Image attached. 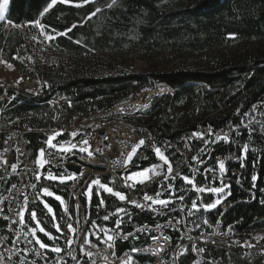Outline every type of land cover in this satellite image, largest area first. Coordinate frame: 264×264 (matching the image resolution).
<instances>
[{
    "label": "trees",
    "instance_id": "1",
    "mask_svg": "<svg viewBox=\"0 0 264 264\" xmlns=\"http://www.w3.org/2000/svg\"><path fill=\"white\" fill-rule=\"evenodd\" d=\"M50 2L9 0L6 21L0 23L3 59L22 75L28 74L29 62L41 84L40 93L33 94L4 87L0 81L2 127L23 130L20 135L34 156L44 148L50 131H61L64 120L96 114L128 101L142 89L164 85L166 92L120 116L146 130L176 170L174 179L156 176L142 185L145 191L159 192L163 200L174 193L173 198L184 197L192 208L196 191L183 177L194 178L199 187H219L209 170L218 172V161L223 160L224 176L231 180L225 203L229 208L224 213L220 207L211 211L202 206L192 209L190 219L196 232L208 230L205 220L215 223L219 218L225 227L234 225L239 235L264 230V0H116L111 8L107 5L112 0H69L58 1L41 15ZM97 8L101 11L92 15ZM35 20L54 37L49 43L55 57L48 59L47 53L42 52L44 65L33 61L32 43L16 27L24 25L26 32L37 36L40 29L29 24ZM135 54L145 59L144 73L136 71L125 59ZM209 131L214 135H208ZM193 133L205 135L201 139ZM5 135L0 131V149ZM217 135L227 139L217 140ZM65 137L64 133L57 140ZM245 145L246 153L242 151ZM136 154L130 170L159 163L155 149L149 145L139 147ZM232 154L241 159L236 163L225 161ZM253 176L257 177L255 181ZM14 182L15 178L5 177L0 169V201ZM200 194L202 204L214 200L213 193ZM64 195L70 204L71 199ZM101 198L103 205L97 195L92 196L87 234H99V228L104 227L115 229L117 217L111 214L118 207L128 213L120 214L123 223L119 231L126 234L144 224L156 229L164 219L153 218L147 211L128 206L111 194L104 193ZM43 207L37 206L34 211L53 232L54 221ZM59 208L61 213L60 205ZM105 215H109V220L103 219ZM93 221L99 227L93 226ZM171 236L164 264H175L172 255L179 236ZM89 239L95 247H107L95 235ZM148 243L149 235L136 240H121L116 235L113 249L108 250L120 256L133 248L141 251L142 245ZM185 248L182 255L177 253L178 264H192L193 254L188 246ZM78 252H82L81 248ZM134 254L140 264H158L152 256ZM204 254L220 260V264H246L237 249L208 245ZM82 258L84 264H91L87 257ZM253 264L261 262L256 258Z\"/></svg>",
    "mask_w": 264,
    "mask_h": 264
},
{
    "label": "built area",
    "instance_id": "2",
    "mask_svg": "<svg viewBox=\"0 0 264 264\" xmlns=\"http://www.w3.org/2000/svg\"><path fill=\"white\" fill-rule=\"evenodd\" d=\"M26 78L29 79V76ZM133 100L135 105H132L131 108L122 109L121 115L136 111L140 104H146L150 99L141 103ZM124 103L127 101L111 105L103 111L87 117L77 118L73 121L64 120L61 124V132L66 134L64 139H66L67 144L76 142L80 146L89 148L92 154L89 155L88 152L75 149H71L69 152H60L48 148L45 142V159L49 163L44 169H40L35 163L38 151L34 156H31L20 133L6 132L0 149V157L7 160L8 164L0 165V169L5 177L15 178V182L3 193V201H0V253H3L5 259L13 264H69V260H78V255L83 252H76V243H83L85 235L77 234V227H85V234H87L86 228L90 218V208H93L92 196L97 195L100 200L101 195L105 193L99 185L92 183L99 179L101 184H108L121 190L127 197V200L124 201L126 205L135 207L140 211H147L153 218L166 217L159 221V229H149L148 224H144L131 231V235L122 231H119L117 235L121 240L127 238L136 240L141 235H149V243L142 245V250L150 251L151 256L158 259V264H164L163 258L171 246L173 233H177L180 237L179 246L172 255L175 264H178L177 253H180V250L187 246L193 254L192 264H220V260L209 259L205 256L204 251H198V249L204 250V247L208 245L227 250L237 249L246 264H253L257 258V253L251 254L249 248L234 244L230 238L231 235H239V232L234 229V225L225 227L219 218L215 223L208 222V230L196 232L195 225L190 219L191 214H189L192 213V208L185 202L184 197L183 199L169 197L165 199L169 201L166 206L153 204L151 201H144L143 199L145 194L156 197L154 194L147 193L145 186H126L128 184L127 172L130 168L126 163L127 154L132 147L140 140L145 141L140 147L149 145L153 150L156 146L154 142H148L146 130L136 128L128 121L111 116V113L117 109L124 108L126 106ZM106 115H108L107 118H103L101 121L96 120L94 121L95 125L92 124L93 118ZM73 132L78 134L73 137L71 136ZM84 140L88 141L87 145L82 143ZM218 160L217 157L216 161ZM13 163L18 165L15 172L11 169ZM67 164L80 166V173L67 170ZM48 172L59 176L72 174L74 179L66 183H57L46 178L45 174ZM172 172L174 173V170ZM37 175L40 176V179L36 178ZM91 185L93 186V193L89 195L88 188ZM44 188L66 194L71 199L70 204L66 203L65 208H61L60 231H57L55 224L52 223L54 231L48 232L54 239H49L48 236L37 231V236L49 245L48 248H40L29 232L30 228L36 226L35 221L31 219V211L35 210L34 208L37 206L42 205L43 207L44 199H46L43 192ZM25 197H27V210L24 214L25 222L21 224L17 213L25 205ZM133 200L143 204L144 207H136L130 203ZM220 208L224 213L229 206L222 204ZM69 224L76 229L75 233L69 230ZM25 233L28 234L25 235ZM154 237L157 239H153ZM165 237L168 239L165 240ZM69 239L73 241L71 245L68 243ZM30 240L32 243L28 242ZM193 246L197 251L193 250ZM55 247H59L62 251L58 253L52 251L51 249ZM84 249L95 252L97 256L104 255L98 261L100 264L106 262L105 257H107L109 264H119V258L124 257L125 254L131 256L134 254L132 251H126L120 256L115 254L113 257L105 246L84 245ZM9 256L11 259H8Z\"/></svg>",
    "mask_w": 264,
    "mask_h": 264
},
{
    "label": "rangeland",
    "instance_id": "3",
    "mask_svg": "<svg viewBox=\"0 0 264 264\" xmlns=\"http://www.w3.org/2000/svg\"><path fill=\"white\" fill-rule=\"evenodd\" d=\"M8 3H9V0H8ZM8 3H7V5L5 6V9H4V19L0 20V23L6 21ZM19 28L23 32L26 33V35L29 37L30 42L32 43V47L34 49V54H35L34 55L35 58H33V61H38V63L40 65H44L43 63H45V62H43V59H42V52H44V54L47 53L45 55H46V57H48V59H51V58L55 57L54 50L50 47V43H49L50 40L46 39L45 35H41L42 31L45 32L43 29H40L39 35L33 36V35L29 34L28 32H26L24 30V27H19ZM33 37H35L36 39L34 40ZM125 59L127 60V63L131 64L132 67L136 71H138L140 73H144V69H145V64L146 63H145V59L141 55L135 54V56H129V57H126ZM26 67H27V71H28L27 73L28 74L22 75L15 66H13L12 64H10L6 60H4L3 57L0 54V81L2 82L4 87H17L19 89L29 91V92H31L33 94L40 93L41 84H40L39 80H37L34 77V71H33L32 67L30 66L29 62L26 63ZM27 75H29V79L26 78ZM164 92H166V88H165L164 85H161V84H155L152 87L142 89L135 96H133L129 101H127V103H124V104H126V106L124 108L117 109L116 111L111 113L112 114L111 116H113L114 118H119V120H120V118H121L120 117L121 116V112L120 111H122V109H126L128 107L131 108L132 105H135L132 102L133 99H134L133 100L134 102L139 101L138 103H141V102H143L146 99L149 100L153 96L162 94ZM5 96H4V99H6ZM113 105H115V104H113ZM143 105L144 104H140V106H143ZM107 117H108V115H106V116H98L97 118H93L92 119V121H93L92 124L95 125L94 121H96V120L97 121H101L103 118H107ZM0 131H4V132L13 131V132H18V133L23 132V130L22 131H20V130L18 131L17 129L13 128L12 126L2 127L1 121H0ZM56 132H61V131L52 130V131H50V135L49 136L53 135ZM62 134H64V133L62 132ZM57 138H58V136H56L55 140L57 142H59V143L64 144L65 147H70L71 144H76L77 145L76 148H72V149H75V150H79L81 147H84V146L78 145L76 142H71L70 144H67L66 139H62V140L58 141ZM55 140L53 141V143H57ZM56 150H58V149H56ZM160 150L164 153V151L162 149H160ZM38 155H39V151H38ZM38 155H37V158H38ZM136 155L137 154H135L133 156L132 161L134 160ZM158 159H159V157H158ZM240 159L241 158H239L235 154H232V155L226 156L225 161H230V162L236 163ZM132 161L127 163V165L130 166V168H129L128 172H127V176H129L133 172H141V171H143L145 169H151L153 166H158L156 171L159 173V174L149 173V175L151 176L150 179L145 180L144 183H135L134 186H138V185L142 186V185L146 184L147 182H149L152 178H154L156 176H160L161 177L163 175H167V171H166L167 166L164 165L163 162L160 159H159V163L156 164V165H152L150 167H145V168H139V169L130 170L131 166H132ZM225 169H226V166H225ZM209 173L211 175H216L217 180L219 182V187H221L222 185H224L225 187H224V191L222 193H219V194H214L213 193L214 200L212 202H214L216 199H220L221 202L215 208L209 209V210H206V211L215 210V209L219 208L222 204L226 203V199H227L228 194H229V184L228 183L231 181L226 176H224L225 171L223 173H221L220 170L218 169V172H216V173H214L213 171H209ZM48 174H49V172L45 174L46 177L48 176ZM232 174L234 175V174H236V172H232ZM52 175L57 176V177H60V176H64L65 177L63 182H61L59 179L51 180V181H54V182H57V183H66V182H69L72 179H74V175H72V174L60 175L59 176V175H56L55 173H53ZM128 184H132V181H128ZM106 185H108V184H106ZM90 187H91V193H90V195H91L93 193V186L91 185ZM90 187L88 188V194H89ZM109 187H111V186H109ZM112 188L115 191L122 192L121 190H119L117 188H114V187H112ZM50 192L53 193V195L48 196V195L45 194V198L46 199H44V202H43L44 209L48 213L49 217L51 219H53L55 226L56 225L59 226V214H60L59 205L62 208H65V206H66V196L64 194L57 193L55 191H50ZM105 193H107V192H105ZM107 194H109V193H107ZM154 195L156 196V194H154ZM175 195L176 194H174V193L172 194L171 193L169 197H174ZM56 197H60V199L58 200ZM197 200H198L199 204L202 203V195L200 193H198V192H196V195L193 196L191 202L193 203V201H197ZM212 202H210V203H212ZM45 204H47L52 209L51 213L48 211V208L45 207ZM37 220L40 221L41 226L44 227L46 232L50 231L48 226H46L45 222L42 221L41 219H39L38 216H37ZM206 224L209 225L208 221H207ZM81 229H82V227L79 228V231H81ZM204 230H206V229H204ZM42 234H44V233H42ZM83 234L85 235V233H83ZM261 237H264V230L263 229L256 230V231H253V232H249V233H246V234H243V235H231L230 236V238L233 240L234 244L244 245L245 242L250 243L252 246L251 247H247V248H249L250 253L251 254L257 253V258L260 260L261 264H264V239H261ZM236 241H238L239 243H235ZM76 244H77L76 252H78V248H81V245L83 243H76ZM87 251H90V250H87ZM91 252L93 253V256L91 258H89L88 256L84 255V253H80L78 255V257H77L78 260H69V264H84V259L82 257H87L88 261L91 264H92L93 260H95V264H100V263H98V261H99V259L103 258L104 255L102 256L100 254V256H97V254L95 252H93V251H91ZM142 252L143 253H149V252L144 251V250L143 251H138L136 253H142ZM156 262H158V259H156ZM5 264H13V263H11V262H9V261H7L5 259ZM104 264H109V263L105 262ZM133 264H140V263L133 257ZM145 264H150V262H147ZM169 264H173V263L170 262Z\"/></svg>",
    "mask_w": 264,
    "mask_h": 264
},
{
    "label": "snow or ice",
    "instance_id": "4",
    "mask_svg": "<svg viewBox=\"0 0 264 264\" xmlns=\"http://www.w3.org/2000/svg\"><path fill=\"white\" fill-rule=\"evenodd\" d=\"M57 2H58V0H51V2L44 9V12L41 13V15H43L44 13H47ZM59 2L60 3H67V2H69V0H59ZM85 2H88V0H85ZM115 2H116V0H112V3L108 4L107 7L111 8L113 6V4H115ZM7 3H8V0H2V2H0V20L4 19V9H5V6L7 5ZM100 11H101V9L97 8L92 15H95L96 12H100ZM9 23H11V22H9ZM29 24L31 26H34V27L39 28V29H44L45 28V26L43 24H41V22L39 20L30 21ZM16 27H24V25H16ZM69 31H70V29H69ZM64 34H66V33H64ZM41 35H45L46 39H48V40L54 39V37L51 34H47V33L43 32V31L41 32ZM33 39L35 40L36 38L33 37ZM61 134H62V132H56L53 135L49 136L48 140L46 141V144H47L48 148H50V149H58L60 152H69V151H71L72 148H76L77 147L76 144H71L70 147H65V145L62 144V143H59V142L53 143V141L55 140L56 136H59ZM77 134H78L77 132L71 133V135L73 137H75ZM193 135L203 139L205 134L204 133H193ZM208 135H214V133L209 131ZM221 138L226 140L227 136H224V137H220L219 135L216 136L217 140H219ZM207 142L208 141H205V143H207ZM82 143L84 145H87L88 141L84 140V141H82ZM144 143H145L144 140H140L136 145H134L132 147L131 151L127 154L126 163H129V162L132 161V158L136 154L137 149L141 145H143ZM79 150L81 152H88L89 155L92 154L89 151V148H87V147H81ZM242 151L245 152V153L247 152V145L244 146ZM155 153L159 157V159L163 162V164L167 166V168H166L167 175L165 176V179L166 180L169 179V178H173L174 179L175 177L172 176V171L173 170H172L171 161L160 150L159 147L155 148ZM45 155H46V149L45 148L39 149V155H38V158L35 160V163L38 165V167L40 169H44L45 166L49 163V161L47 159H45ZM193 160H198V157H193ZM7 164H8V161L3 159V157H0V165H7ZM218 166H219L220 172L223 173L225 171L224 161L223 160L218 161ZM157 167L158 166H153L151 169H145V170H143L141 172H133V173H131L126 179L128 181H132V184H127L126 186L133 187L135 183H144L145 180H148V179L151 178L149 173L159 174L156 171ZM17 168H18L17 164H15V163L11 164V169H12L13 172H15L17 170ZM209 171H212V170H209ZM36 178L40 179V176L37 175ZM46 178L50 179V180L59 179L61 182H63V180L65 179L64 176L57 177V176L52 175L51 173H49ZM183 179H184V181L186 183H188L190 185H193V187L195 188V191L198 192V193L208 192V193L219 194V193H222L224 191V187H225L224 185H222L221 187H199V186H196L194 178H190V177L185 176V177H183ZM256 179H257L256 176L252 177L253 181H255ZM92 183L96 184V185H99V187L102 188L105 192L117 197L120 201H126L127 200V197H126V195L124 193H122L120 191H115L112 187H109L106 184H101L99 179L94 180ZM33 187H34V185H33ZM43 192H44V194H46L48 196L53 195V193H51L47 188H44ZM90 193H91V187H90V190H89V195H90ZM160 195L161 194L159 192L156 193V197L149 196V195L145 194L143 199H144V201H151L153 204H160V205H165L166 206L169 203V201L168 200L159 199ZM56 198L58 200L60 199V197H56ZM180 199H183V197H180ZM220 202H221L220 199H216L212 203L198 205L196 201H193L192 209L199 210V207L202 206L205 210H209V209L215 208ZM99 203H100V205L104 204L103 198L100 199ZM130 203L134 204L136 207H144L143 204H140V203H138L135 200L130 201ZM26 205H27V197H25V205L22 206L20 211L17 213V215L19 216V222L21 224H24V222H25L24 214H25V211L27 210ZM149 206H151V205H149ZM45 207L48 208V211L50 213L52 212V209L47 204H45ZM121 213H124L125 215H128L126 209L125 208H121V207L116 208L115 212L111 214V215H114V216L117 217V219L115 220V229H109V228L104 227V228H99V234H97V233L85 234L84 242L81 245V251L84 253V255L88 256L89 258H91L93 256V253L91 251H85V249H84V245H89V246L95 247V245H93L92 241L89 239L90 235H95L96 239L101 241L103 244H105L108 249H113L114 240L116 238V235L119 234L120 226L123 223V217L120 215ZM189 214H192V213H189ZM30 216H31V219L33 221H35V223H36L35 227L29 229V232H30L33 240L35 241L36 244L39 245L40 248H48L49 245L45 244L37 236V231L44 233L46 236L49 237V239H54V237H52L50 233L46 232L44 227L41 226L40 221L37 220V213L34 210L31 211ZM5 218L7 219V217H5ZM103 219L105 221L109 220V215H105L103 217ZM92 223H93V226L99 227V226L95 225L94 221ZM204 223H207V221L205 220ZM197 226H199V225H197ZM56 228H57V231H60V228H59L58 225H56ZM68 228H69V230L71 232L75 233L76 229H74L71 224L68 225ZM27 234L28 233H25V235H27ZM128 235H131V233H129ZM153 239H157V238L154 237ZM167 239H168V237H165V240H167ZM261 239H264V237H261ZM28 242L32 243L31 240L28 241ZM68 243H69V245H71L73 243V241L71 239H69ZM235 243H239V242L236 241ZM243 246L251 247L252 245L250 243H248V242H245V244ZM51 250L54 251V252H57V253L62 251L59 247L52 248ZM193 250L197 251L195 246H193ZM136 251H138V249H135V248L132 249V252H136ZM186 251H187V248H182L180 250V254L182 255ZM198 251L202 252L204 250L203 249H198ZM112 256L115 257V252L114 251L112 252ZM8 259H11V257L9 256ZM105 260L107 262V257H105ZM0 264H5V257H4L3 253H0ZM92 264H95V260L92 261ZM119 264H133V257L131 255H129V254H125L124 257L119 258Z\"/></svg>",
    "mask_w": 264,
    "mask_h": 264
},
{
    "label": "bare ground",
    "instance_id": "5",
    "mask_svg": "<svg viewBox=\"0 0 264 264\" xmlns=\"http://www.w3.org/2000/svg\"><path fill=\"white\" fill-rule=\"evenodd\" d=\"M148 142H154V139L150 136V135H148ZM172 170H174V173L172 172V175H175L176 174V170L175 169H172ZM1 201H3V198L1 199ZM191 216H192V214H191ZM163 217V216H162ZM166 217H164V219H165ZM163 219V220H164ZM149 226V225H148ZM152 226H154V225H152ZM79 228L80 227H77V234H83V227H82V229H81V231H79ZM148 228H150V227H148ZM156 229H158L159 228V225H157L156 227H155ZM173 234H177V233H173ZM178 235V234H177ZM179 236V235H178ZM179 243H180V237H179ZM179 243H178V245H177V247L179 246ZM177 247L175 248V251H176V249H177ZM76 248H77V244H76ZM139 251V250H138ZM138 251H136V252H138ZM141 251H143V250H141ZM144 251H148V250H144ZM174 251V252H175ZM138 254H145V255H148V256H151L149 253H138ZM134 255H137V254H134ZM134 255H132V256H134ZM153 257V256H152ZM177 257H178V255H177ZM156 260V259H155ZM156 264V263H155Z\"/></svg>",
    "mask_w": 264,
    "mask_h": 264
},
{
    "label": "water",
    "instance_id": "6",
    "mask_svg": "<svg viewBox=\"0 0 264 264\" xmlns=\"http://www.w3.org/2000/svg\"><path fill=\"white\" fill-rule=\"evenodd\" d=\"M66 169L69 170V171H72V172H75V173H80V166H75V165H72V164H67L66 165Z\"/></svg>",
    "mask_w": 264,
    "mask_h": 264
},
{
    "label": "crops",
    "instance_id": "7",
    "mask_svg": "<svg viewBox=\"0 0 264 264\" xmlns=\"http://www.w3.org/2000/svg\"><path fill=\"white\" fill-rule=\"evenodd\" d=\"M153 179V178H152Z\"/></svg>",
    "mask_w": 264,
    "mask_h": 264
}]
</instances>
